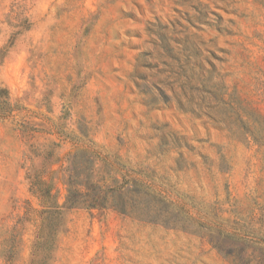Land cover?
Segmentation results:
<instances>
[{
  "label": "rangeland",
  "instance_id": "1",
  "mask_svg": "<svg viewBox=\"0 0 264 264\" xmlns=\"http://www.w3.org/2000/svg\"><path fill=\"white\" fill-rule=\"evenodd\" d=\"M0 88V264H264V0H0Z\"/></svg>",
  "mask_w": 264,
  "mask_h": 264
},
{
  "label": "trees",
  "instance_id": "2",
  "mask_svg": "<svg viewBox=\"0 0 264 264\" xmlns=\"http://www.w3.org/2000/svg\"><path fill=\"white\" fill-rule=\"evenodd\" d=\"M8 110H11L9 93L6 89L0 88V117L5 116ZM94 152L95 151H90L92 158L90 174L84 179L81 178L79 173L75 174L73 177V179H75L71 180L68 184L64 205L59 206L56 204L52 206L51 210L45 212V214H47V217L45 218L46 225H48L50 216L59 214L65 209H114L123 215L134 214L136 201L133 198L128 199V196H133L136 193V190H132V187H137L138 181L131 179L118 181L117 179H114L113 182H115V184L109 185L106 179L107 176L99 177L95 174L97 159ZM102 161L107 162L104 157L102 158ZM127 185H129V187Z\"/></svg>",
  "mask_w": 264,
  "mask_h": 264
}]
</instances>
